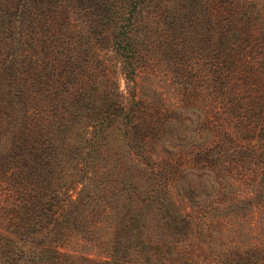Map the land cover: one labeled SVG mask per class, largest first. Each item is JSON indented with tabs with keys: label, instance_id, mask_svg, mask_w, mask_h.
Masks as SVG:
<instances>
[{
	"label": "rangeland",
	"instance_id": "rangeland-1",
	"mask_svg": "<svg viewBox=\"0 0 264 264\" xmlns=\"http://www.w3.org/2000/svg\"><path fill=\"white\" fill-rule=\"evenodd\" d=\"M124 1L0 0V264H264V0Z\"/></svg>",
	"mask_w": 264,
	"mask_h": 264
},
{
	"label": "trees",
	"instance_id": "trees-1",
	"mask_svg": "<svg viewBox=\"0 0 264 264\" xmlns=\"http://www.w3.org/2000/svg\"><path fill=\"white\" fill-rule=\"evenodd\" d=\"M145 2V0L124 1V6L121 8L124 11L121 10V13L116 12L117 19L114 27V30L116 31V36L114 37V48L118 55L124 57L125 59L131 52V46L128 44L127 39H129L133 30L132 15L134 12L141 14L142 9L146 6Z\"/></svg>",
	"mask_w": 264,
	"mask_h": 264
}]
</instances>
